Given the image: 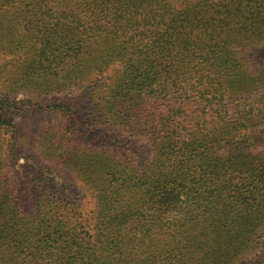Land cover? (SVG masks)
<instances>
[{"label": "trees", "instance_id": "trees-1", "mask_svg": "<svg viewBox=\"0 0 264 264\" xmlns=\"http://www.w3.org/2000/svg\"><path fill=\"white\" fill-rule=\"evenodd\" d=\"M262 42L264 0H0V50L25 54L26 92L113 69L94 102L125 137L87 147L73 99L38 107L58 120L41 154L94 208L82 224L55 185L22 201L0 159V264H264V65L241 53ZM7 102L0 138L15 132Z\"/></svg>", "mask_w": 264, "mask_h": 264}, {"label": "rangeland", "instance_id": "rangeland-1", "mask_svg": "<svg viewBox=\"0 0 264 264\" xmlns=\"http://www.w3.org/2000/svg\"><path fill=\"white\" fill-rule=\"evenodd\" d=\"M248 60L250 69L256 70L264 65V42L242 50ZM26 60L25 54L4 53L0 50V98L8 100L5 111L7 119L14 125V134L1 136L0 149L2 160L1 172L8 179L9 186L21 194L22 201H31L36 192L46 193L52 185L62 188V198L78 201L79 220L88 226L94 199L86 191L85 185L74 179V176L61 166L49 163L41 154L37 140L50 127L58 123L56 116L49 111L38 110L52 103L71 102L72 110L79 121V141L87 147H95L114 140L122 141L110 130L104 119L98 116L94 102V93L99 94L102 84L109 81L113 69L97 76L91 87L71 91L67 94L34 96L26 92L22 82L18 81V69ZM244 104V103H242ZM243 106V105H242ZM256 131L263 132L261 125ZM104 141V143L100 141ZM139 147V145H137ZM129 145L125 149L132 150L135 158H148L149 154ZM54 181L51 182L50 180Z\"/></svg>", "mask_w": 264, "mask_h": 264}]
</instances>
